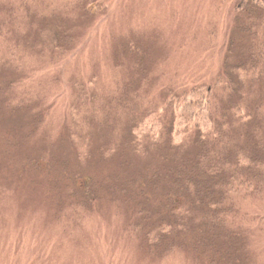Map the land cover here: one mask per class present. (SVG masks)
Masks as SVG:
<instances>
[{
  "label": "rangeland",
  "instance_id": "obj_1",
  "mask_svg": "<svg viewBox=\"0 0 264 264\" xmlns=\"http://www.w3.org/2000/svg\"><path fill=\"white\" fill-rule=\"evenodd\" d=\"M241 4L0 0V264H227L198 250L189 229L154 246L158 217L139 212L175 196L164 170L177 167L172 149L192 156L189 138L213 120L234 126L242 102L223 95L225 80L263 104L264 86L247 88L241 69L260 55L264 20L248 21ZM212 88L205 104L216 112L185 106ZM240 202L225 225L264 264V199Z\"/></svg>",
  "mask_w": 264,
  "mask_h": 264
},
{
  "label": "trees",
  "instance_id": "obj_2",
  "mask_svg": "<svg viewBox=\"0 0 264 264\" xmlns=\"http://www.w3.org/2000/svg\"><path fill=\"white\" fill-rule=\"evenodd\" d=\"M237 9H245L248 15L253 14L255 18L248 17V21L252 20L255 24L264 20V0H242L240 8ZM257 30L252 26L247 30L252 40L260 39ZM261 39L264 40V34ZM262 45L263 47L257 46L256 49L260 55L254 53L247 67L241 69L246 74L247 88L258 84L264 86V56L260 53L264 48V42ZM216 82L222 83L221 80ZM224 83L226 87L223 95L228 101L238 96L239 101L242 102L230 115L235 122L234 126L231 123L224 124L213 120L212 131L205 135L198 132L194 137L189 138L191 147H196L192 156H180L185 149L183 147L177 152L172 149L179 156L177 167H174L176 160L169 161L172 163H165L164 170L168 174L170 183L176 182L174 190L176 194L166 197L161 209L153 212L146 208L145 211L139 212V215L158 217L159 227L154 230V235L150 233V242L154 246L156 242L163 244L165 238L168 239V235L174 234L176 229H189L198 237L196 243L198 250L203 249L204 252H211L214 256L221 253L227 264H237L236 261H240V264H256V258L249 254L250 249L243 242L244 232L241 237L239 230H231L225 225L224 217H233L232 222L237 220L240 214V205H237L239 200L241 204L264 199V100L263 104L255 103L247 93L238 92L231 82L225 80ZM197 95L203 97L199 103L186 104L189 110L216 112V108L209 110L207 104L217 99L218 94L213 88L210 94L199 89ZM235 130L241 135L238 136ZM176 170L180 174L177 177L174 173ZM148 174H141L143 176L139 182L138 179H128L125 185H135L137 181L144 185V187L138 185L139 191L142 192V189H147L148 185L145 183ZM151 179L149 183L153 192L158 182L156 177ZM88 187V185L84 187L86 192ZM120 188L122 190L120 193L125 194L130 200L141 197L138 192L130 194L131 190L128 186H120ZM192 217L200 218L194 221ZM261 221L264 224V217ZM161 249L165 250V247Z\"/></svg>",
  "mask_w": 264,
  "mask_h": 264
}]
</instances>
